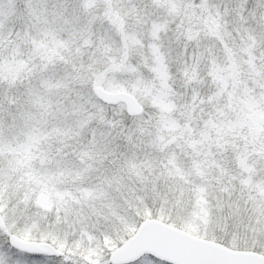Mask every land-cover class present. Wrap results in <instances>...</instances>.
Wrapping results in <instances>:
<instances>
[{"label":"snow or ice","instance_id":"6c2138e0","mask_svg":"<svg viewBox=\"0 0 264 264\" xmlns=\"http://www.w3.org/2000/svg\"><path fill=\"white\" fill-rule=\"evenodd\" d=\"M0 264H264V0H0Z\"/></svg>","mask_w":264,"mask_h":264}]
</instances>
